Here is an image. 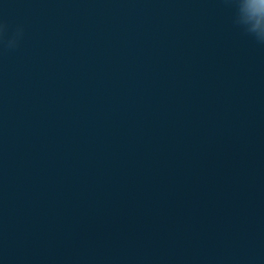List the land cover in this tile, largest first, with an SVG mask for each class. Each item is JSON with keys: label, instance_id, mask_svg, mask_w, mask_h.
I'll return each mask as SVG.
<instances>
[{"label": "water", "instance_id": "obj_1", "mask_svg": "<svg viewBox=\"0 0 264 264\" xmlns=\"http://www.w3.org/2000/svg\"><path fill=\"white\" fill-rule=\"evenodd\" d=\"M230 0H0V264H264V44Z\"/></svg>", "mask_w": 264, "mask_h": 264}, {"label": "clouds", "instance_id": "obj_2", "mask_svg": "<svg viewBox=\"0 0 264 264\" xmlns=\"http://www.w3.org/2000/svg\"><path fill=\"white\" fill-rule=\"evenodd\" d=\"M236 10L234 23L264 44V0H230ZM0 28V35H2Z\"/></svg>", "mask_w": 264, "mask_h": 264}]
</instances>
